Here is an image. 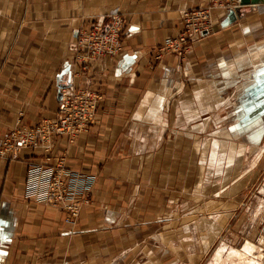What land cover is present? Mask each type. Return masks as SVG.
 Instances as JSON below:
<instances>
[{
    "label": "crops",
    "instance_id": "0c3cea01",
    "mask_svg": "<svg viewBox=\"0 0 264 264\" xmlns=\"http://www.w3.org/2000/svg\"><path fill=\"white\" fill-rule=\"evenodd\" d=\"M207 3L0 0V151L15 127L56 117L66 87L103 92L75 140L0 153V264H193L202 254L192 250L194 238L204 243L197 225H207L202 131L225 121L216 114L264 110V2L215 11L187 60H154L180 33L183 11ZM115 16L121 51L77 61L79 30ZM60 158L75 200L90 194L73 222L44 199Z\"/></svg>",
    "mask_w": 264,
    "mask_h": 264
},
{
    "label": "rangeland",
    "instance_id": "374dc122",
    "mask_svg": "<svg viewBox=\"0 0 264 264\" xmlns=\"http://www.w3.org/2000/svg\"><path fill=\"white\" fill-rule=\"evenodd\" d=\"M262 2L264 0L260 3ZM208 4L209 2L205 6ZM217 10L224 9H213L212 16ZM122 31L123 25L121 33ZM192 42L187 45L188 50L182 57L176 55L179 61L187 60ZM247 112L244 109L227 114H216L225 121L202 131V146L205 150L203 191L206 216L204 220L207 225L204 226L203 223L201 226L197 225L203 235L204 243L194 238L192 250L204 251L202 254L194 253L193 257H189V261L193 264H249L248 258L253 256H257L258 261L264 264V110L254 118L249 116L247 118L245 116ZM257 119L259 122H256ZM254 122L256 123L253 125ZM0 153L3 155L8 153L5 146L1 145ZM215 197L218 198L216 202ZM49 207L54 208L52 205ZM216 212L222 217L217 219L219 225L215 226L216 220L213 219V215ZM199 232L196 231V235ZM247 241L257 248L254 255L251 253L235 255L234 250H242ZM221 245L225 251L222 259L216 261L215 254ZM182 248L183 246L180 247L181 250Z\"/></svg>",
    "mask_w": 264,
    "mask_h": 264
},
{
    "label": "built area",
    "instance_id": "2783aa9c",
    "mask_svg": "<svg viewBox=\"0 0 264 264\" xmlns=\"http://www.w3.org/2000/svg\"><path fill=\"white\" fill-rule=\"evenodd\" d=\"M207 6L195 9H186L182 14V28L177 35H167L163 44L155 51L154 60H160L167 54L178 57L188 50L187 46L204 30L213 26L212 10H237L240 0H209ZM123 21L118 16L107 26L95 25L90 30L80 29L75 42L76 60L85 65L95 63L102 56H115L121 51V29ZM90 63V64H89ZM103 98V92L92 86L81 88L68 86L62 90L59 111L53 119H42L36 127L17 126L9 132L3 146L8 152H20L24 148L39 149L50 152L56 137L65 136L75 140L79 135L89 130L91 120L98 109V103ZM70 171L63 158H60L52 167V173L47 180V189L44 191L45 203L68 211L67 221H75L80 214L81 201H76V190L79 186L69 185ZM77 180V176L72 178ZM85 199L90 194L85 192Z\"/></svg>",
    "mask_w": 264,
    "mask_h": 264
},
{
    "label": "bare ground",
    "instance_id": "6f19581e",
    "mask_svg": "<svg viewBox=\"0 0 264 264\" xmlns=\"http://www.w3.org/2000/svg\"><path fill=\"white\" fill-rule=\"evenodd\" d=\"M257 248L255 247V245H253L252 243H250L249 241L246 242V244L243 246V249L238 251V250H234L235 255H239V254H252L254 255V252ZM225 251L223 245H221L220 247L217 248V252L215 254V259L217 260H221L222 256H223V252ZM249 259V264H262V262L258 261V257L257 256H253L248 258Z\"/></svg>",
    "mask_w": 264,
    "mask_h": 264
},
{
    "label": "water",
    "instance_id": "95a60500",
    "mask_svg": "<svg viewBox=\"0 0 264 264\" xmlns=\"http://www.w3.org/2000/svg\"><path fill=\"white\" fill-rule=\"evenodd\" d=\"M261 1L263 0H240V5L243 7L252 6L254 4L260 3Z\"/></svg>",
    "mask_w": 264,
    "mask_h": 264
}]
</instances>
